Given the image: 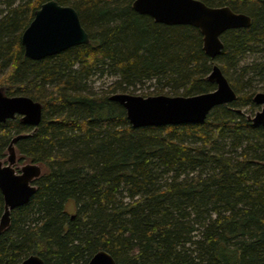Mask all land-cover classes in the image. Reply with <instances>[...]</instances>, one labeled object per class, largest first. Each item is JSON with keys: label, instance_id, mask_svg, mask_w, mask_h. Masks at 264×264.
<instances>
[{"label": "trees", "instance_id": "1", "mask_svg": "<svg viewBox=\"0 0 264 264\" xmlns=\"http://www.w3.org/2000/svg\"><path fill=\"white\" fill-rule=\"evenodd\" d=\"M46 1L0 0V88L43 104L38 126L0 122V160L28 134L16 165L42 167L0 233V264H88L102 249L117 264H264V125L249 118L264 92V0H202L252 18L221 35L216 58L199 27L158 22L134 0H57L91 40L37 60L21 36ZM215 63L238 96L203 123L136 128L110 98L149 82L144 96L208 92ZM4 207L0 188V219Z\"/></svg>", "mask_w": 264, "mask_h": 264}, {"label": "water", "instance_id": "2", "mask_svg": "<svg viewBox=\"0 0 264 264\" xmlns=\"http://www.w3.org/2000/svg\"><path fill=\"white\" fill-rule=\"evenodd\" d=\"M134 9L148 14L156 21L166 24H191L201 29L205 52L216 58L224 43L221 35L232 28L249 27L250 15L236 12L228 5L211 6L202 0H134ZM22 43L25 55L42 59L58 54L67 48L90 42V35L81 23L78 11L70 5L48 0L35 11L34 18L23 31ZM208 79L216 84L214 90L193 95L154 94L141 95L115 92L110 98L122 104L133 127L203 123L218 105L237 99L219 64L212 67ZM254 102L262 106L249 118L255 125H264V92L254 95ZM20 115L25 124L38 126L43 118V104L27 95H8L0 88V122ZM28 134L12 138L7 159L0 160V188L4 195L5 209L0 219V233L10 225L11 210L30 201L37 190L35 179L42 173L36 162H26L16 168V142ZM20 264H45L38 254H31ZM88 264H117L114 256L105 249L96 252Z\"/></svg>", "mask_w": 264, "mask_h": 264}, {"label": "rangeland", "instance_id": "3", "mask_svg": "<svg viewBox=\"0 0 264 264\" xmlns=\"http://www.w3.org/2000/svg\"><path fill=\"white\" fill-rule=\"evenodd\" d=\"M0 76H1V72H0ZM107 81V80H106ZM104 81H103V79H96V81H95V88L96 89H99V88H101L102 86H103V83ZM151 90H154V87H150V82L149 83H147L146 85H144L143 87H139L137 90H135V94H145V93H147V92H149V91H151ZM165 94V93H164ZM152 95H154V94H152ZM258 108H257V111L258 110H261V108H262V106L261 105H259L258 104ZM256 113V112H255ZM253 115H255V114H253ZM18 152H17V157H18ZM23 164L21 163H19V164H17V165H15L16 166V168L18 167V168H21V166H22ZM18 170V169H17ZM66 209L70 212V213H73V212H75V209H76V204H75V201L73 200V199H71V200H69L67 203H66Z\"/></svg>", "mask_w": 264, "mask_h": 264}]
</instances>
